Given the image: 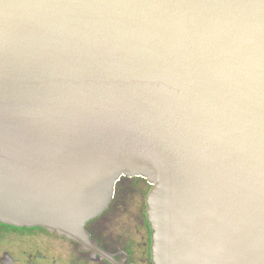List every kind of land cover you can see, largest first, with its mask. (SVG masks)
Instances as JSON below:
<instances>
[{"label":"water","instance_id":"water-1","mask_svg":"<svg viewBox=\"0 0 264 264\" xmlns=\"http://www.w3.org/2000/svg\"><path fill=\"white\" fill-rule=\"evenodd\" d=\"M123 176L154 264H264V0H0V222L94 249Z\"/></svg>","mask_w":264,"mask_h":264},{"label":"flooded vegetation","instance_id":"flooded-vegetation-1","mask_svg":"<svg viewBox=\"0 0 264 264\" xmlns=\"http://www.w3.org/2000/svg\"><path fill=\"white\" fill-rule=\"evenodd\" d=\"M149 189L142 177H121L107 208L85 224L94 249L42 227L0 222V264H154Z\"/></svg>","mask_w":264,"mask_h":264},{"label":"rangeland","instance_id":"rangeland-1","mask_svg":"<svg viewBox=\"0 0 264 264\" xmlns=\"http://www.w3.org/2000/svg\"><path fill=\"white\" fill-rule=\"evenodd\" d=\"M145 185H146V183L145 182H143Z\"/></svg>","mask_w":264,"mask_h":264}]
</instances>
